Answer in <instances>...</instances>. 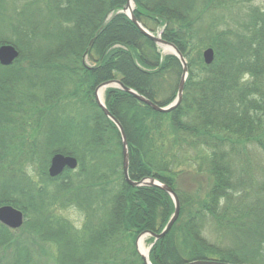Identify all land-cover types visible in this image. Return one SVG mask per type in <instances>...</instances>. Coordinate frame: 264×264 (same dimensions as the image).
<instances>
[{
    "label": "trees",
    "instance_id": "obj_1",
    "mask_svg": "<svg viewBox=\"0 0 264 264\" xmlns=\"http://www.w3.org/2000/svg\"><path fill=\"white\" fill-rule=\"evenodd\" d=\"M231 2L134 0L137 21L187 62L183 100L163 114L119 88L104 94L127 138L130 180L153 178L179 199L151 264H264V182L245 162L251 146L264 152V12L248 8L239 28L221 27L217 11ZM126 5L0 0V46L19 52L0 64V207L24 214L18 231L0 223V264H144L138 238L160 234L174 214L166 192L125 181L120 131L96 101L112 81L162 108L178 93L180 61L140 32ZM56 154L78 168L50 178ZM70 208L80 227L62 215Z\"/></svg>",
    "mask_w": 264,
    "mask_h": 264
},
{
    "label": "water",
    "instance_id": "obj_2",
    "mask_svg": "<svg viewBox=\"0 0 264 264\" xmlns=\"http://www.w3.org/2000/svg\"><path fill=\"white\" fill-rule=\"evenodd\" d=\"M135 3L134 0H127V5L125 8V13L126 15L131 19V21L137 26V28L140 30V32L149 38L152 42H154L159 48H170L171 50L169 51L171 55H174L175 57L178 58V60L181 63L182 66V76L181 80L179 83L178 87V93L176 96V99L172 104H170L167 107H159L156 104L152 103L151 101L147 100L146 98L140 96L136 92H134L131 89L125 88L120 82L118 81H112L105 83L101 85L97 90H96V101L102 111L104 112L105 116L110 119L119 129L121 138H122V143H123V175L125 181L132 187L135 188H141V187H149V188H159L166 192L173 200L174 206H175V211L169 222L167 223L166 227L160 234H155V233H144L142 234L137 242H136V247L139 255L142 257L143 263L144 264H151L149 260V253L151 248L154 246V244L162 239H164L167 234L170 232L174 224L179 218V213H180V203L177 195L175 192L168 186L162 184L161 182L149 178V179H144L140 182H133L130 180L129 177V150H128V142L126 135L124 133L123 128L119 124V122L110 114V112L107 110L105 104H104V99L101 100L99 97L100 92H105L107 89H112V88H119L126 93L131 94L134 96L137 100L140 102L148 105L151 107L154 111L158 113H170L174 110H176L180 104L182 103L183 100V94H184V87L186 80L188 78V67H187V62L185 58L182 56V54L178 51V49L171 43L166 42L163 40L160 36H155L154 34L150 33L148 30H146L135 18L134 16V8ZM19 58V52L18 50L12 46V45H2L0 46V64L1 66L4 67H9L15 63V61ZM215 54L212 49H206L203 52V60L207 66H210L214 62ZM78 168V161L74 157L71 156H65L62 154H56L52 157L50 161V166L48 169V174L50 178H57L61 176L66 170H71L74 171ZM0 223L7 228L17 231L20 230L23 225H24V214L11 206H3L0 207ZM151 237L154 239V243L151 245L150 249L147 251V254H143L140 251L139 248V240L141 237ZM188 264H228V263H222L218 261H195V262H190Z\"/></svg>",
    "mask_w": 264,
    "mask_h": 264
},
{
    "label": "rangeland",
    "instance_id": "obj_3",
    "mask_svg": "<svg viewBox=\"0 0 264 264\" xmlns=\"http://www.w3.org/2000/svg\"><path fill=\"white\" fill-rule=\"evenodd\" d=\"M256 7L264 12V0H235V2H231L229 5H225L222 10L217 11V18H220L218 24L221 27H232L239 28L241 24L247 22L248 20V8ZM135 8V7H134ZM126 14V13H125ZM162 54H169V51H165L164 48H160ZM103 93V99H104ZM250 154L247 157L245 162L248 163V167L251 172L254 174V179L259 182H264V152L256 147H250ZM32 175L35 174V170L32 168ZM62 215L67 217L71 222H73L76 226L80 227L82 223L83 216L82 214L75 208H70L62 212ZM18 231V230H17ZM19 236L24 239L25 234L19 233ZM151 237H145L143 249L148 251L152 244H150ZM37 249V247H36ZM141 251V250H140ZM142 252V251H141ZM44 258L48 259V263L51 262L49 258H51V252L49 248H46L45 251H42ZM6 260V259H4Z\"/></svg>",
    "mask_w": 264,
    "mask_h": 264
},
{
    "label": "bare ground",
    "instance_id": "obj_4",
    "mask_svg": "<svg viewBox=\"0 0 264 264\" xmlns=\"http://www.w3.org/2000/svg\"><path fill=\"white\" fill-rule=\"evenodd\" d=\"M170 50H171L170 48H165V51H170ZM99 97L101 100H103V92L99 93ZM144 241H145V237H141L139 240V248L142 251V253L146 255L147 251L143 249Z\"/></svg>",
    "mask_w": 264,
    "mask_h": 264
},
{
    "label": "clouds",
    "instance_id": "obj_5",
    "mask_svg": "<svg viewBox=\"0 0 264 264\" xmlns=\"http://www.w3.org/2000/svg\"><path fill=\"white\" fill-rule=\"evenodd\" d=\"M245 79H247V77H245Z\"/></svg>",
    "mask_w": 264,
    "mask_h": 264
}]
</instances>
